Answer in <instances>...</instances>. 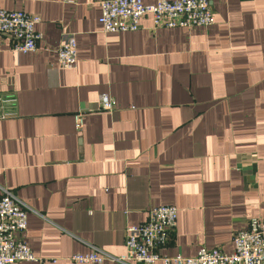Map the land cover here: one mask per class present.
Wrapping results in <instances>:
<instances>
[{"label":"crops","instance_id":"0c3cea01","mask_svg":"<svg viewBox=\"0 0 264 264\" xmlns=\"http://www.w3.org/2000/svg\"><path fill=\"white\" fill-rule=\"evenodd\" d=\"M100 1L0 0L38 15L43 34L27 53L0 34V198L27 211L21 238L38 258L13 264L120 256L127 226L159 205L178 209L162 254L232 253L264 219V0H212L209 27L155 28L149 15L125 32L103 31ZM66 34L74 69L58 63ZM104 93L113 111L99 109Z\"/></svg>","mask_w":264,"mask_h":264},{"label":"built area","instance_id":"2783aa9c","mask_svg":"<svg viewBox=\"0 0 264 264\" xmlns=\"http://www.w3.org/2000/svg\"><path fill=\"white\" fill-rule=\"evenodd\" d=\"M99 21L104 32L135 31L145 16H151L155 28L209 27L214 24L212 0H101ZM41 21L38 15L23 10L0 8V34L13 39V49L31 52L38 49L43 34L36 29ZM58 63L62 68L77 67V40L75 34H66L57 48ZM0 117L11 114L2 107ZM116 101L101 94L99 109L113 111ZM78 130L84 126V112L75 114ZM178 209L173 205L153 206L147 220L126 228V252L108 256L101 252L75 253L71 259L77 263H103L118 261L143 264H264V219L253 218L247 229L234 235L235 249L226 253L220 249L202 247L195 256H170L160 252L170 240L177 225ZM28 226V215L18 198L10 191L0 198V264L37 260L30 246L21 238Z\"/></svg>","mask_w":264,"mask_h":264}]
</instances>
